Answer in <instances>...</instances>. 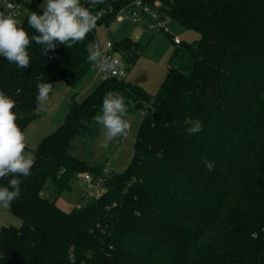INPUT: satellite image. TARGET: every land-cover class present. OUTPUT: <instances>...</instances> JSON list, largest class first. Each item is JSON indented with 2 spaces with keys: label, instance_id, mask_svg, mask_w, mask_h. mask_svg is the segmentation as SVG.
Instances as JSON below:
<instances>
[{
  "label": "trees",
  "instance_id": "obj_1",
  "mask_svg": "<svg viewBox=\"0 0 264 264\" xmlns=\"http://www.w3.org/2000/svg\"><path fill=\"white\" fill-rule=\"evenodd\" d=\"M131 1L96 5L97 26L116 20L105 12L110 4L117 10ZM159 1L160 14L200 37L174 39L154 94L112 77L82 101L72 99L62 123L34 149L31 175L19 177L21 195L9 210L22 224L0 229V264H264V0ZM31 12L40 14L39 6L30 4L22 22L30 66L0 56V91L15 101L22 131L38 117V83L62 78L75 86L93 65L87 56L97 27L72 48L58 44L45 54L31 41ZM113 41L129 63L144 49L131 37ZM108 92L124 98L127 114L145 111L132 158L111 172L101 197L64 210L57 199L77 174L105 166L74 150L100 133L94 117ZM195 119L203 130L188 135ZM205 161L214 162L212 171ZM11 178H0V187Z\"/></svg>",
  "mask_w": 264,
  "mask_h": 264
},
{
  "label": "clouds",
  "instance_id": "obj_2",
  "mask_svg": "<svg viewBox=\"0 0 264 264\" xmlns=\"http://www.w3.org/2000/svg\"><path fill=\"white\" fill-rule=\"evenodd\" d=\"M103 2L104 0H88L89 6L86 7L81 0H44L40 5L42 14L31 12L27 17L29 27L37 33L31 36V41L41 45L45 54L54 50L58 44L72 48L83 42L87 34L97 26L101 13H94L91 9ZM29 44V33L22 27V21L14 14L0 13V56L19 68L27 69L30 66L27 51ZM87 61L106 75L123 74L125 69L121 59L106 55L99 45L89 49ZM52 92L51 83H38L37 103L48 101ZM15 107V101L0 91V178L10 174L12 176L6 186L0 187V205L5 208H9L20 197L22 181L19 177H29L34 164V155L25 152L26 136L16 123L17 116L12 111ZM126 116L124 98L119 93H106L101 113L94 117L104 134L100 147L107 149L115 138L127 137L130 123ZM189 123L190 126L186 129L188 135L202 132L201 120L195 119ZM205 167L212 171L215 164L213 161H205Z\"/></svg>",
  "mask_w": 264,
  "mask_h": 264
},
{
  "label": "rangeland",
  "instance_id": "obj_3",
  "mask_svg": "<svg viewBox=\"0 0 264 264\" xmlns=\"http://www.w3.org/2000/svg\"><path fill=\"white\" fill-rule=\"evenodd\" d=\"M27 1L44 2V0ZM126 14L122 19H116L110 25H98L95 38L102 44L107 39L120 40L125 37H131L140 42L144 49L135 62H126L127 77L125 79L140 85L148 93L154 94L161 87L168 65L174 55L177 46L174 39L192 42L197 40L200 34L197 30L184 26L167 13H142L137 22L129 17V13ZM163 21H167L165 26L162 25ZM96 71L97 68L92 65L76 86L81 87ZM143 112L141 108H136L127 114L126 119L130 123V131L127 137L115 138L110 142L108 148L104 149L100 147V142L104 139L103 130L101 129L94 141L86 144L85 148L80 147V143L76 142L75 154L86 157L93 165L101 163L106 165L111 172H121L132 158L134 141L144 117ZM88 151L90 155H88ZM25 152L34 154L29 149H25ZM89 188V185L77 175L72 180L71 187L63 190L58 197V205L68 210L73 206L84 203L91 197L87 193ZM21 224V218L13 214L9 208L0 205V229L3 226H21Z\"/></svg>",
  "mask_w": 264,
  "mask_h": 264
},
{
  "label": "built area",
  "instance_id": "obj_4",
  "mask_svg": "<svg viewBox=\"0 0 264 264\" xmlns=\"http://www.w3.org/2000/svg\"><path fill=\"white\" fill-rule=\"evenodd\" d=\"M37 4L40 8L39 1H27V0H0V13L5 15L14 14L15 17L22 21L26 17V15L30 12V4ZM161 2L159 0L154 1V3L146 2L145 0H132L130 4L121 6L117 10L114 8L112 4H110L105 12H116V19H122L126 13H129V17L137 22L140 19L142 13H153L158 12V8L160 7ZM40 14L42 11L40 9ZM167 21H163L162 25L165 26ZM177 41L179 39L176 38ZM99 45L103 52L108 56H115L122 60L124 64H126V60L121 52L114 48V41L112 39H107L104 44H102L98 39L94 38L90 43V48ZM97 75L101 80L117 77L120 79H124L127 77V70L124 69L123 74L106 75L97 69ZM145 111L143 112V115ZM111 171L106 165L99 173H92L90 171H83L78 173L77 175L81 177L88 185L89 191L87 192L91 197L99 198L107 191V180Z\"/></svg>",
  "mask_w": 264,
  "mask_h": 264
},
{
  "label": "crops",
  "instance_id": "obj_5",
  "mask_svg": "<svg viewBox=\"0 0 264 264\" xmlns=\"http://www.w3.org/2000/svg\"><path fill=\"white\" fill-rule=\"evenodd\" d=\"M101 81L97 71L81 87L70 86L62 78H57L52 83L53 92L49 94V100L39 104L37 109L38 117L23 131L26 136V149L34 152L40 140L62 123L72 99L75 98L77 101H82L88 94L93 92ZM97 82L98 84H96Z\"/></svg>",
  "mask_w": 264,
  "mask_h": 264
}]
</instances>
